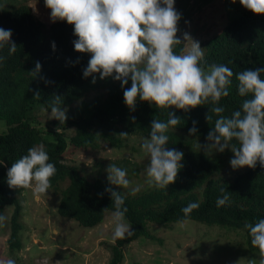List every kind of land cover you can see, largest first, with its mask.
I'll use <instances>...</instances> for the list:
<instances>
[{"label":"trees","instance_id":"16d2710c","mask_svg":"<svg viewBox=\"0 0 264 264\" xmlns=\"http://www.w3.org/2000/svg\"><path fill=\"white\" fill-rule=\"evenodd\" d=\"M73 27L65 21L46 25L27 3L12 8L0 6V28L11 29L10 39L17 45L12 55L7 46L0 50V56L5 57L0 63V120L7 125L6 131L0 133V214L6 205L12 206L7 238L10 251L21 248V195L25 189L10 188L7 171L29 148L43 144L50 157L48 162L57 169L50 178V190L58 195L57 213L80 226L93 228L104 220L107 212L115 210L110 193L105 191L110 185L107 179L88 178L80 167L65 163L63 157L68 148L69 152L96 150L102 144L120 148L124 142L121 133L147 138L153 119L164 122L168 119V109L156 108L139 98L135 110H129L123 92L130 88V80L122 89L120 82L111 77L100 80L96 74L95 83L91 82L92 77L84 78L83 70L90 54L74 50L73 41L77 37L73 35ZM199 42L207 65L224 64L234 72L229 95L218 105L225 109L224 116H230L241 108L245 98H250L239 96L235 73L264 67V15L243 9L214 35ZM183 50L184 43L174 47L177 54H182ZM37 62L41 69L35 77L32 71ZM261 78L264 79V73ZM36 93L39 98L34 97ZM93 93L95 95L88 99ZM54 95L61 96L63 108H72L80 100L76 108L79 114L67 117L64 123L59 122L71 128L68 137L63 131L54 130V138L49 139L33 122L39 109L51 110ZM211 107L205 104L187 113L175 108L169 110L181 121L166 133L167 147L183 152V167L166 190L148 186L131 193L112 186L125 196L126 220L135 232L126 239L105 243L109 251L106 264H122L123 247L139 237L161 242L149 231V222L166 225L187 219L236 231L246 248L259 252L251 244L249 230L244 225L264 219V167L258 161L255 168L245 166L233 176H220L222 160L197 149L199 144L207 143L206 136L217 119L216 114L209 111ZM207 114L212 119L207 120ZM193 121H196L197 133L189 135ZM223 195H228L230 200L218 207L217 199ZM189 203H198L199 207L186 217L182 209Z\"/></svg>","mask_w":264,"mask_h":264},{"label":"clouds","instance_id":"9594fccd","mask_svg":"<svg viewBox=\"0 0 264 264\" xmlns=\"http://www.w3.org/2000/svg\"><path fill=\"white\" fill-rule=\"evenodd\" d=\"M230 2L235 4L236 0ZM44 3L50 9L52 22L65 21L74 26L73 35L77 37L73 41L74 50L90 54L83 70L84 78L92 77L91 82L95 83L96 74L100 80L111 77L120 82L122 89L130 80L131 86L124 90L123 97L131 111L135 110L137 98L156 108L168 109L167 121L153 119L149 137L141 145L148 157L146 182L149 186L166 190L183 167V152L167 147L169 137L166 133L181 121L169 111L172 108L187 113L189 109L211 104L208 110L215 113L217 119L206 136L207 143L199 147L219 152L229 149L233 154L230 166L234 170L245 166L255 168L258 161L264 167V79L261 78L264 67L235 73L239 96L250 98L242 101L239 110L224 116L225 109L218 105L229 95L234 72L224 64L207 65L204 48L187 32L182 38L177 37L181 14L176 11L174 0H44ZM239 4L255 15H264V0H239ZM11 36V29L0 28V50L7 46L9 55L17 48ZM187 41L191 42L187 52L177 54L174 47ZM52 47L54 50V43ZM4 59L0 56V63ZM40 69L37 62L32 74L36 77ZM34 97L39 98V93ZM61 105V96L54 95L51 118L64 123L66 109ZM206 119L212 117L207 114ZM195 125L193 121L189 135L197 133ZM49 159L43 144L29 148L27 154L8 169L9 187L31 189L37 199L45 195L51 187L50 178L57 171ZM107 173L110 186L105 191L110 193L115 209L112 212V242L115 243L135 232L126 220L125 196L112 187L127 188L130 181L126 178V170L114 164L109 165ZM229 200L228 195H223L217 199V206H224ZM198 207V203H189L182 212L187 217ZM6 219L0 215V225ZM244 227L249 230L251 244L260 252V264H264V219L255 224L246 222ZM0 264H15V260L8 258Z\"/></svg>","mask_w":264,"mask_h":264},{"label":"rangeland","instance_id":"374dc122","mask_svg":"<svg viewBox=\"0 0 264 264\" xmlns=\"http://www.w3.org/2000/svg\"><path fill=\"white\" fill-rule=\"evenodd\" d=\"M27 3L33 13L49 25L50 9L44 0H0V6L12 8ZM174 7L181 14L178 22L177 37L187 32L195 41H205L214 35L230 19L245 9L239 0L233 4L230 0H174ZM190 41L184 43L185 54L190 48ZM207 70V69H205ZM95 93L90 95L91 99ZM80 101V100H79ZM76 102L72 108L66 107V116L79 114ZM35 126L42 130L45 137L54 138V130L63 131L68 137V128L55 118L51 110L39 109L36 113ZM7 125L0 120V133L6 131ZM146 137L139 135L124 136L123 146L109 147L102 144L96 150H78L66 152L63 161L81 168L88 178L107 179V168L116 165L126 170L130 181L127 188L136 193L146 189L148 177L146 169L148 157L141 145ZM198 151L208 156H218L223 162L220 176H233L243 168L233 169L230 160L233 154L229 149L219 152L214 149ZM139 189L133 192L134 189ZM23 206L22 229L20 231L21 248L10 251L7 244L9 234V216L11 205H6L0 215L7 217L0 225V261L8 258L15 264H106L109 251L105 243L112 242L114 224L112 212H107L104 220L93 228H85L75 221L60 216L56 207L58 195L50 189L39 199L31 189H25L21 195ZM148 229L161 239V242L139 237L123 247L122 264H260V252L246 248L240 234L236 231L221 229L215 224L198 222L193 219L170 222L160 225L149 222Z\"/></svg>","mask_w":264,"mask_h":264}]
</instances>
